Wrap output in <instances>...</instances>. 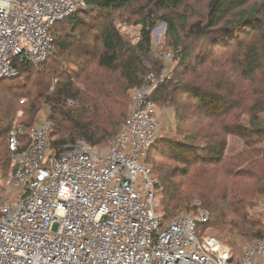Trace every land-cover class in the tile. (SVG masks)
<instances>
[{"label":"trees","instance_id":"16d2710c","mask_svg":"<svg viewBox=\"0 0 264 264\" xmlns=\"http://www.w3.org/2000/svg\"><path fill=\"white\" fill-rule=\"evenodd\" d=\"M87 3L89 9L52 28L46 61L21 64L18 77L0 81L3 175L12 171L13 126L21 128L23 151L31 145L24 130L45 108L56 149L78 141L93 148L109 144L126 122L131 92L150 72L160 75L164 69L152 40L157 24L164 23L178 60L171 77L150 95L157 108L172 109L175 125L167 137L156 138L147 159L161 192L159 213L171 221L185 212L206 211L209 220L198 222V229L226 234L232 249L233 235L261 242L264 222L252 210L264 197V0ZM125 12L141 26L136 44L116 26V17ZM23 77L32 88L20 82ZM18 97L25 100L14 106ZM232 264H238L234 256Z\"/></svg>","mask_w":264,"mask_h":264},{"label":"built area","instance_id":"2783aa9c","mask_svg":"<svg viewBox=\"0 0 264 264\" xmlns=\"http://www.w3.org/2000/svg\"><path fill=\"white\" fill-rule=\"evenodd\" d=\"M86 9L87 0H0V81L18 77L21 64L46 61L52 28ZM174 58L167 53L161 74L150 72L131 92L130 114L108 151L83 141L56 149L48 120L24 130L31 145L21 151L13 126L12 171L0 169V264H232L230 248L198 235L206 211L165 221L158 210L147 162L159 128L150 95L171 77ZM238 264H264V239L245 247Z\"/></svg>","mask_w":264,"mask_h":264},{"label":"rangeland","instance_id":"374dc122","mask_svg":"<svg viewBox=\"0 0 264 264\" xmlns=\"http://www.w3.org/2000/svg\"><path fill=\"white\" fill-rule=\"evenodd\" d=\"M193 1L197 3V2H200L201 0H193ZM90 7L91 6H88V9ZM129 14H130V12H125L124 15H121L120 17L117 16L115 23H116L117 28L120 30V32L123 33L129 40H131L133 42L134 36H136L137 34L141 33V26L136 23L138 18L136 16H134V15L129 16ZM121 27H126L128 29V31H122ZM166 32H167V26H164V23H158L157 26L155 27V29L152 32L154 53L159 59H162L163 62H165V55L167 53H173L175 55V57H176V54H175L174 50L171 49V47H169V45H168ZM67 33L71 34L70 31L69 32L67 31ZM64 36H66V33H64ZM174 60L175 61L172 63L171 72L175 68V66L177 64L176 60H178V59L174 58ZM12 82H13L12 80H9L8 85L11 86ZM20 82L26 83L29 88H32V85L30 84L29 81L26 80L25 77H23L20 80ZM17 92H19V90ZM22 99H24V98L18 97V98H16V100L12 99V100H14L13 101L14 106H18V103ZM10 100H11V97L9 95L4 97V102L9 103ZM17 108L19 109V107H17ZM13 113L16 114L14 111H13ZM129 114H130V112H129ZM47 115H48V109L45 108L40 113V115L38 117V120L34 124V126H38L42 122L47 121L48 120L47 119ZM157 122H158V125H159L158 131H157L158 132V136L157 137L158 138L167 137L175 129L174 128L175 127V125H174V114H173L172 109L167 108V107H158V110H157ZM114 139L107 145L99 146L98 150L101 151V152L108 151V149L111 147ZM232 142H234V141H232ZM234 145H235L236 149L241 148V143L238 142V141H235ZM252 213L256 214L257 216H259L262 219V221L264 222V197L258 198V200L256 201V204H255V207L252 210ZM184 214H189V215H193V216H197L198 215L197 212H185V213H183L181 215H184ZM198 235H199V237H201L203 235H210V236L216 237L224 245H226L228 248L231 249V251L233 253V256L235 257V259L237 261L239 260L240 255H241V253H242V251H243V249L245 247L257 243L254 240L253 241H248L245 238L233 235L235 237L233 239L234 240L233 242L235 243L236 248L232 249V247L230 245L225 243L227 241H224V239L226 237V234H224L225 237L224 236H220V234L218 232H216L215 230H213L211 228H207L206 226H200V228L198 229Z\"/></svg>","mask_w":264,"mask_h":264},{"label":"water","instance_id":"95a60500","mask_svg":"<svg viewBox=\"0 0 264 264\" xmlns=\"http://www.w3.org/2000/svg\"><path fill=\"white\" fill-rule=\"evenodd\" d=\"M164 26H166V25L164 24Z\"/></svg>","mask_w":264,"mask_h":264}]
</instances>
